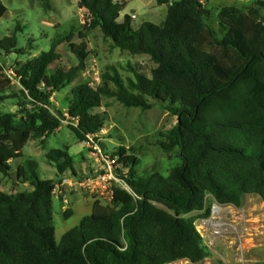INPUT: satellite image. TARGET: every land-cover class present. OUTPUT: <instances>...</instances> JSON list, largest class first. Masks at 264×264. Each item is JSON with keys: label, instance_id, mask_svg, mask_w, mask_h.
<instances>
[{"label": "trees", "instance_id": "trees-1", "mask_svg": "<svg viewBox=\"0 0 264 264\" xmlns=\"http://www.w3.org/2000/svg\"><path fill=\"white\" fill-rule=\"evenodd\" d=\"M40 1L47 10L53 7L51 0ZM125 2L78 0L87 24L59 34L48 51L16 62L18 83L0 63V101L14 99L20 107L0 111V174L12 179L16 169L14 181L31 186L0 191V264L195 263L207 257V247L194 213L208 218L214 203L241 206L247 195L264 201V0L219 9L209 0H157L168 8L165 20L138 28L133 14L122 15ZM7 11L0 1V20ZM95 29L113 49L147 56L155 66L148 74L128 63L133 78L126 80L109 66L97 89L79 80L93 53L89 34ZM18 43L16 35L7 36L0 50L17 49L22 56L33 49ZM63 46L74 55V65H60ZM14 84L19 94L12 92ZM67 88L66 115L76 122L69 128L82 142L97 140L104 129L105 118L95 110L105 98L144 110L167 105L177 123L159 145L166 153L175 151L180 164L166 176L140 172L141 160L119 147L111 157L118 159L116 173L132 192L114 188L111 205L95 200L91 214L58 242L56 182L41 178L31 160L14 166L30 141L60 129L52 98ZM48 156L60 181L79 176L70 152L55 149ZM72 216L71 209L64 213L65 219Z\"/></svg>", "mask_w": 264, "mask_h": 264}, {"label": "rangeland", "instance_id": "rangeland-1", "mask_svg": "<svg viewBox=\"0 0 264 264\" xmlns=\"http://www.w3.org/2000/svg\"><path fill=\"white\" fill-rule=\"evenodd\" d=\"M8 9L0 20V41L7 36L16 35L18 47L32 46L27 55H18L17 49L10 53L0 50V63L5 64V70H14L16 62H24L29 56H37L51 48L52 41L59 34H67L74 29L80 31L87 24V12L78 6V0H51L53 6L45 9L40 0H0ZM125 2V0H117ZM256 0H209L214 9L224 5L246 6ZM124 14H135L133 26L138 28L145 22L161 24L168 13L166 5H158L157 0H128L125 2ZM92 55L87 69L79 80L91 82L95 75L104 74L109 66L117 68L123 80L133 78L128 71V63L135 64L141 71L150 73L155 66L149 57H131L126 52L113 49L111 42L103 37L99 29L89 34ZM64 47V46H63ZM28 49V48H27ZM63 50L60 65L69 67L76 63L72 53ZM67 54H66V53ZM113 87V85H112ZM12 92L19 94V85L14 84ZM71 88L57 93L53 98L52 110L62 120V126L47 139H34L24 148V157L19 164L31 160L36 163L41 178L54 180L56 191L54 196V218L56 224V239L59 242L63 234L79 225L80 220L93 210L95 200L106 205L112 204L109 192L90 190L84 183L85 178L104 176L109 173L107 161L119 147H124L141 160L138 166L140 172L158 171L168 175L170 170L180 164L175 151L166 153L159 145L163 134L172 129L177 119L168 110L167 105L155 104L152 109L144 110L136 107H125L116 99H104L101 107L95 110L105 118L104 129L97 140L80 141L69 125L66 115L67 100ZM20 107L12 100L0 101V111L10 113L19 111ZM61 112V113H60ZM104 144L105 147H102ZM70 152L76 162L78 177L68 176L66 182L60 181L54 161L48 154L52 150ZM15 170L12 179L0 174V191L18 193L31 189L30 184L17 183ZM113 170L116 180L110 182L112 188L120 187L132 192L124 179ZM162 207V206H160ZM71 209L73 216L64 218V213ZM193 215L199 217V230L203 243L207 247V257L199 262L180 260L171 264H256L264 261V201L257 195H247L241 206L232 204L212 205V214L204 218L201 212Z\"/></svg>", "mask_w": 264, "mask_h": 264}, {"label": "built area", "instance_id": "built-area-1", "mask_svg": "<svg viewBox=\"0 0 264 264\" xmlns=\"http://www.w3.org/2000/svg\"><path fill=\"white\" fill-rule=\"evenodd\" d=\"M128 1V0H125ZM133 19H136V15L133 14L132 15ZM5 75L12 80L14 83H18L15 79V74H14V70H5ZM101 80L99 75H95L94 80L89 82L90 86L93 87L94 89H97L98 86L100 85ZM91 141V137H89V141H87L88 143H90ZM118 159L117 158H112L109 157L108 161H107V165H108V169H109V173L104 175V176H96V177H89V178H85L84 183L85 185L91 190L93 191H101L102 193H104L105 191L109 192L110 196L114 197V188L111 187L110 182L116 180V177L113 175V170L117 169L118 163H117ZM66 182V179L63 178L62 179V183ZM57 189H55L56 191Z\"/></svg>", "mask_w": 264, "mask_h": 264}, {"label": "crops", "instance_id": "crops-1", "mask_svg": "<svg viewBox=\"0 0 264 264\" xmlns=\"http://www.w3.org/2000/svg\"><path fill=\"white\" fill-rule=\"evenodd\" d=\"M122 15H124V12L122 13ZM67 232V231H66Z\"/></svg>", "mask_w": 264, "mask_h": 264}]
</instances>
